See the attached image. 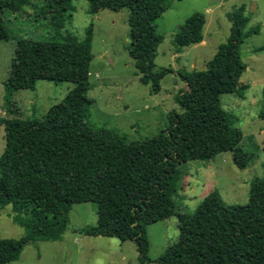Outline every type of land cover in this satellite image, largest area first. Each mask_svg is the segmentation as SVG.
<instances>
[{
    "label": "trees",
    "instance_id": "trees-1",
    "mask_svg": "<svg viewBox=\"0 0 264 264\" xmlns=\"http://www.w3.org/2000/svg\"><path fill=\"white\" fill-rule=\"evenodd\" d=\"M29 1L0 0V41L9 40L6 14L25 12ZM74 1L46 0L41 15H52L58 26ZM85 1L92 14L129 10L127 50L141 82L159 93L162 80L173 73L170 68L154 72L163 41L156 22L168 11V0ZM245 10L241 6L229 14L231 34L205 70L179 71L187 88L175 97L180 111L169 113L166 130L139 142L89 125L92 31L83 41L60 34L25 42L28 78L3 83L9 110L14 95L34 89L39 80L73 83L75 88L43 119L0 118L6 140L0 157V209L12 206L14 221L27 232L19 240L0 238V264L18 261L28 244L61 240L71 207L83 203L96 205L100 225L79 233L134 242L140 264H264V177L253 181L245 205H228L217 190L191 213H180L176 203L188 162L230 152L235 165L245 170L256 160L242 147L243 132L221 103L222 95L243 89L247 67L242 45L260 32L258 27L247 30ZM206 22L202 13L185 21L176 35L178 53L204 41ZM173 216L178 218V240L152 260L146 228Z\"/></svg>",
    "mask_w": 264,
    "mask_h": 264
},
{
    "label": "rangeland",
    "instance_id": "rangeland-1",
    "mask_svg": "<svg viewBox=\"0 0 264 264\" xmlns=\"http://www.w3.org/2000/svg\"><path fill=\"white\" fill-rule=\"evenodd\" d=\"M168 11L157 20V32L163 37L158 48L154 72L170 68L173 73L161 82V91L152 93L150 85L140 80L127 46L130 43L129 10H103L91 13L88 1L73 2L72 10L54 25L52 15H41L46 0H31L25 12L5 16L9 40L0 41V118L43 119L47 111L61 103L73 83L39 80L34 89H23L13 97L11 110L4 102L3 83L12 78H28L30 51L26 41H46L72 35L83 41L92 31L90 68L91 101L89 125L105 128L127 142H139L166 130L168 115L180 111L175 97L187 86L179 71H203L218 48L231 34L229 14L244 6L250 18L247 30L259 28L258 34L242 45V59L247 67L239 94L222 95L223 109L234 126L243 132L242 147L256 155L247 169H239L233 154L222 153L210 161H191L184 166L183 189L176 199L180 213L195 211L204 197L217 190L228 205L249 202L251 184L264 177V0H168ZM195 13L206 17L205 43L178 53L176 35ZM56 24V21H55ZM58 29V31H57ZM259 49L258 51H256ZM245 87V88H244ZM5 128L0 126V157L5 151ZM12 206L0 209V238L19 240L27 232L12 217ZM70 223L61 240L28 244L20 259L10 264H140L136 244L118 239L91 237L81 229L100 225L93 203L76 204L70 210ZM150 243L149 257L156 260L179 237L178 218L173 216L146 228Z\"/></svg>",
    "mask_w": 264,
    "mask_h": 264
},
{
    "label": "crops",
    "instance_id": "crops-1",
    "mask_svg": "<svg viewBox=\"0 0 264 264\" xmlns=\"http://www.w3.org/2000/svg\"><path fill=\"white\" fill-rule=\"evenodd\" d=\"M203 43H205V37H204V41H203L201 44H199V45H203ZM195 46H197V45H195ZM187 48H188V47H187ZM208 194H209V193H208ZM206 196H207V195H206ZM206 196H205V197H206ZM205 197H204V198H205Z\"/></svg>",
    "mask_w": 264,
    "mask_h": 264
}]
</instances>
